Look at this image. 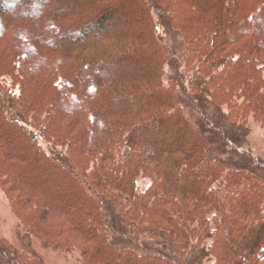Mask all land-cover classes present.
I'll list each match as a JSON object with an SVG mask.
<instances>
[{
  "label": "trees",
  "instance_id": "16d2710c",
  "mask_svg": "<svg viewBox=\"0 0 264 264\" xmlns=\"http://www.w3.org/2000/svg\"><path fill=\"white\" fill-rule=\"evenodd\" d=\"M247 116L264 0H0V189L80 264H264Z\"/></svg>",
  "mask_w": 264,
  "mask_h": 264
},
{
  "label": "rangeland",
  "instance_id": "374dc122",
  "mask_svg": "<svg viewBox=\"0 0 264 264\" xmlns=\"http://www.w3.org/2000/svg\"><path fill=\"white\" fill-rule=\"evenodd\" d=\"M249 133L243 147L264 160V128L247 116ZM149 184L146 178H138L140 189ZM0 238L5 239L12 248L37 254L45 264H80L75 252H62L45 247L21 225L0 189Z\"/></svg>",
  "mask_w": 264,
  "mask_h": 264
}]
</instances>
